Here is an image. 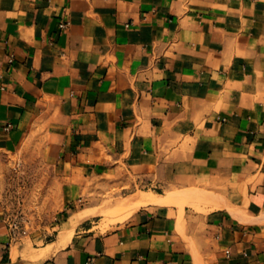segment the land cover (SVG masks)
I'll list each match as a JSON object with an SVG mask.
<instances>
[{"label":"crops","instance_id":"crops-1","mask_svg":"<svg viewBox=\"0 0 264 264\" xmlns=\"http://www.w3.org/2000/svg\"><path fill=\"white\" fill-rule=\"evenodd\" d=\"M26 142L67 204L121 171L161 192L38 247L0 198V264H264V0H0V153Z\"/></svg>","mask_w":264,"mask_h":264},{"label":"rangeland","instance_id":"rangeland-1","mask_svg":"<svg viewBox=\"0 0 264 264\" xmlns=\"http://www.w3.org/2000/svg\"><path fill=\"white\" fill-rule=\"evenodd\" d=\"M151 190L161 192L159 188L137 185L127 171L106 173L87 179L79 201L67 204L58 170L45 159L39 146L26 142L15 153H0V198L14 236L35 247L56 240L64 228L62 223L67 221L72 223L70 226L85 221V227L87 223L95 231H108L133 214L135 209L124 208L123 203ZM169 195L178 198L181 206L189 205L188 191ZM193 196L206 195L193 193ZM85 209L96 214L77 220Z\"/></svg>","mask_w":264,"mask_h":264},{"label":"bare ground","instance_id":"bare-ground-1","mask_svg":"<svg viewBox=\"0 0 264 264\" xmlns=\"http://www.w3.org/2000/svg\"><path fill=\"white\" fill-rule=\"evenodd\" d=\"M142 199L145 200V202H156V198L153 195H143Z\"/></svg>","mask_w":264,"mask_h":264},{"label":"built area","instance_id":"built-area-1","mask_svg":"<svg viewBox=\"0 0 264 264\" xmlns=\"http://www.w3.org/2000/svg\"><path fill=\"white\" fill-rule=\"evenodd\" d=\"M62 28L65 27V25H61ZM85 264H94L93 259H89Z\"/></svg>","mask_w":264,"mask_h":264}]
</instances>
